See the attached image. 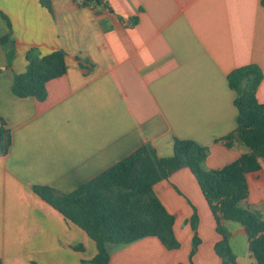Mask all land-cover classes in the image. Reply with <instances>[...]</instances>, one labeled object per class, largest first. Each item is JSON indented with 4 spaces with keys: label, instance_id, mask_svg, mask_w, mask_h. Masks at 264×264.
I'll use <instances>...</instances> for the list:
<instances>
[{
    "label": "crops",
    "instance_id": "obj_1",
    "mask_svg": "<svg viewBox=\"0 0 264 264\" xmlns=\"http://www.w3.org/2000/svg\"><path fill=\"white\" fill-rule=\"evenodd\" d=\"M84 1L52 0L51 13L40 0H0V120L12 135L0 154L3 264H92L97 254L87 233L34 186L70 193L145 144L172 156L175 139L207 147L205 169H220L243 152L221 141L238 117L228 75L259 66L264 103V0ZM11 30L16 58L9 65L1 38ZM30 50L65 55L66 74L47 84L43 102L12 93ZM261 166L248 175L246 204L264 216V160ZM154 190L176 218V237L184 224L188 249L180 255L156 237L110 244V264H191L195 209L202 243L194 264H223L215 252L222 235L192 172L182 169ZM221 224L238 264H256L245 229Z\"/></svg>",
    "mask_w": 264,
    "mask_h": 264
},
{
    "label": "trees",
    "instance_id": "obj_2",
    "mask_svg": "<svg viewBox=\"0 0 264 264\" xmlns=\"http://www.w3.org/2000/svg\"><path fill=\"white\" fill-rule=\"evenodd\" d=\"M40 2L53 12L52 0ZM1 44L8 64L12 65L16 58L12 30L1 38ZM26 57V71L15 75L12 93L18 98L33 97L43 102L48 95L47 84L66 74L65 55L55 51L40 57L30 50ZM227 79L229 87L237 93L238 117L236 128L221 141L228 148L237 146L243 151L233 162L220 169L206 170L204 163L209 149L193 140L175 139L172 156L161 157L154 146L145 144L70 193L48 186L33 187L36 195L96 243L97 254L92 264H110V244L129 245L147 237L158 238L168 250L180 248L174 231L176 218L160 201L154 187L182 169H189L195 176L216 219L222 240L216 243L215 252L222 263L238 264L221 224L226 220L245 229L255 263L264 264V216L245 205L250 193L248 175L260 171L264 160V103L257 99L263 72L251 64L235 69ZM0 123V154L6 155L12 135L5 121L1 119ZM190 223L194 232L190 262L194 264L193 258L202 243L196 209ZM73 248L83 251L82 246Z\"/></svg>",
    "mask_w": 264,
    "mask_h": 264
},
{
    "label": "rangeland",
    "instance_id": "obj_3",
    "mask_svg": "<svg viewBox=\"0 0 264 264\" xmlns=\"http://www.w3.org/2000/svg\"><path fill=\"white\" fill-rule=\"evenodd\" d=\"M246 206H247V204H245ZM253 208V207H252ZM254 210V209H253ZM262 213H263V211H261ZM264 214V213H263ZM199 215V214H198ZM199 222H200V216H199ZM184 223V222H183ZM235 223V222H234ZM178 227H179V231H178V234H179V237H176L177 239H178V241L180 242V255L186 250V249H188V246H189V243H187V237H186V233H185V231H183V230H180V227L182 228V229H184L185 228V226H184V224H178ZM201 238V237H200ZM202 240V239H201ZM192 247H193V240H192ZM191 247V248H192ZM192 250V249H191Z\"/></svg>",
    "mask_w": 264,
    "mask_h": 264
}]
</instances>
